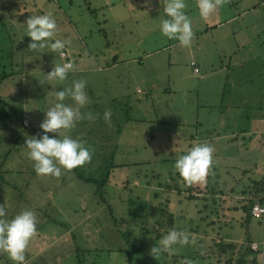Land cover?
I'll return each mask as SVG.
<instances>
[{
    "label": "rangeland",
    "instance_id": "rangeland-1",
    "mask_svg": "<svg viewBox=\"0 0 264 264\" xmlns=\"http://www.w3.org/2000/svg\"><path fill=\"white\" fill-rule=\"evenodd\" d=\"M66 1L0 0V52L11 50L6 57L0 53V73L12 75L3 82L1 95L29 126L22 128L16 117L0 124V162L10 150L3 165L7 183H0L5 209L0 219L34 212L36 232L24 264H128L129 256L130 264H162L159 255L134 249L141 243L158 244L172 228L184 232L189 242L173 245L171 256L193 257L199 246L204 254L218 232L237 242L247 237L255 241L264 264V215L245 225L239 210L227 225L205 222L204 213L195 212L193 220L198 200L186 197L193 187L218 188L233 192L230 202L239 206L243 170H250L248 177L255 180L264 176V0H221L208 19L194 9L196 0H184L193 32L187 47L161 35L158 20L149 25L155 28L146 26L149 13L139 12L137 19L119 12L127 4L137 8L140 0H73L68 9L74 13L64 15ZM218 12L220 19L214 18ZM40 14L56 21L53 39L64 40L63 49L28 48L31 38L24 23ZM118 15L126 20L122 25ZM229 15L236 18L223 20ZM155 50L141 63L130 62ZM63 51L76 67L81 64L78 54L83 59L94 55L103 66L116 58L121 65L95 72L90 60L82 75L71 71L62 82L44 81L54 64L65 63ZM80 79L89 97L80 111L91 119L58 130V137L67 135L89 148L90 160L77 169L87 178L107 179L103 200L95 184L62 167L57 177L37 176L25 147L27 138L43 134L39 125L44 111L57 102L54 92ZM64 103L72 101L65 97ZM202 143L213 148L210 166L202 181L187 183L174 162ZM193 226L210 236L193 234ZM144 230L146 238L141 236ZM122 234L129 235L127 240ZM0 264L13 262L0 252Z\"/></svg>",
    "mask_w": 264,
    "mask_h": 264
},
{
    "label": "clouds",
    "instance_id": "clouds-1",
    "mask_svg": "<svg viewBox=\"0 0 264 264\" xmlns=\"http://www.w3.org/2000/svg\"><path fill=\"white\" fill-rule=\"evenodd\" d=\"M220 2L221 0H196L200 17L208 19ZM185 7L184 0H165L163 14L166 18H162L159 24L161 35L177 40L183 47L190 45L193 36L191 22L184 11ZM24 24L27 36L31 38L28 44L30 50L44 48L46 45L53 51L65 47L64 40L53 39L57 25L49 14L31 15ZM73 68L71 62L54 64L44 81L62 82ZM54 96L57 102L44 111L45 118L39 125L43 134L38 139L31 137L25 140L27 156L34 162L33 167L37 176L57 177L61 173V167L71 170L91 158L90 150L84 146L83 141L67 135L58 138V130L70 129L82 118L91 119L90 113L82 116L80 111V108L89 102L85 81L74 80L71 87L56 90ZM65 97L72 101L71 105L64 103ZM109 117L110 112L106 110L105 121ZM47 133L55 135L49 136ZM212 153L213 148L209 144H193L186 154L175 160L174 168L187 183L202 181L210 166ZM4 216V206L0 205V218ZM35 232L36 217L31 210L22 211L9 220L0 219V252L5 253L13 264H24L26 248ZM188 242L189 238L184 232L172 228L161 235L158 244L155 243L150 252L155 257L161 252L175 251L173 245H184ZM186 264L191 262L187 261Z\"/></svg>",
    "mask_w": 264,
    "mask_h": 264
},
{
    "label": "trees",
    "instance_id": "trees-1",
    "mask_svg": "<svg viewBox=\"0 0 264 264\" xmlns=\"http://www.w3.org/2000/svg\"><path fill=\"white\" fill-rule=\"evenodd\" d=\"M11 50L0 52L5 57L7 56V53H10ZM66 53V51H63ZM61 57V54H60ZM62 58V57H61ZM65 60V62H71L69 60V56L66 53V58H62ZM11 74H6L5 72L0 73V124L8 123L13 117L17 116V112L14 110L13 107L9 106L7 104L6 99L1 95V86L3 82L10 77ZM12 76V75H11ZM6 92V90L4 91ZM20 120L22 128H28L29 126H25V118L21 115L19 117H16ZM53 136V135H50ZM2 136H0V145L3 143ZM16 141V138L14 139ZM18 143V142H17ZM10 153V150H8L4 154L3 161L0 162V183H7L5 180L4 174L7 173V171L3 170V165L5 164V161L7 160V157ZM4 162V163H3ZM33 169V168H32ZM71 173H73L76 178L80 179L81 181H84L86 183H92L95 184L97 190L96 192L101 194V199H104V189L106 187L105 183H107V179L105 180H96L87 178L83 175L82 171L74 168L70 170ZM252 173L250 170L245 169L243 170V176L240 178L239 183L241 182L243 184V188L240 193L242 195L243 199L241 198L238 205H232L229 198H232V193L230 195L225 193L224 190H220L218 188H212V189H206L205 191L198 189L197 187L190 188L188 195L189 200L196 201L198 200V204H195V208L193 209V220L195 219L194 215L196 214H203L202 220H205V222L208 219H214V223L216 225H227L229 222L234 220L232 212L235 211H241V218H242V225H245L248 223L251 219L256 218L252 215L251 211L252 208L255 205H260L262 208H264V176L261 177L260 180H255L252 177H248L249 174ZM251 175V174H250ZM248 177V178H247ZM246 179V183H244L242 180ZM233 191V190H232ZM242 203V204H241ZM264 213L261 215L263 216ZM260 216V217H261ZM171 221V220H170ZM220 226H217V231ZM165 227V224H160V228ZM190 232H193L195 235H205L206 237H209V231L206 230L205 232H202L200 228L194 227L193 230H190ZM125 240L129 237L128 234H122ZM141 236L144 238L147 237V230H144L141 233ZM204 236V237H205ZM160 237V236H159ZM155 238H158L157 236ZM159 240V238L157 239ZM210 244L208 245V250L201 254L203 251V247L199 246L198 252H195L193 254V257H189V255H178L173 254L172 256L168 252H161L159 253L158 260L162 262V264H186L187 261H190L192 264H200L203 261H209L211 260V263L209 264H260L259 259V251L260 247L258 246L257 250L252 249V244L255 243V241L251 240L249 237H247L243 242H237L232 239L230 234H227L225 236H222L220 233H216L211 240L209 241ZM142 244V245H141ZM139 244L140 247H137L134 249L136 253H146L147 251H150L151 248L155 245L154 243H141ZM131 253V252H128ZM131 263V256L128 258V264Z\"/></svg>",
    "mask_w": 264,
    "mask_h": 264
},
{
    "label": "crops",
    "instance_id": "crops-1",
    "mask_svg": "<svg viewBox=\"0 0 264 264\" xmlns=\"http://www.w3.org/2000/svg\"><path fill=\"white\" fill-rule=\"evenodd\" d=\"M92 2H94V0H91ZM137 1H139V0H137ZM125 2V1H124ZM192 2H193V0H192ZM263 2V1H262ZM72 3H73V0H67L66 2H65V4H64V6H63V8H64V15H66V12L67 13H74V10L73 9H68V7L69 6H71L72 5ZM164 3H165V0H140L139 1V3L138 4H140L137 8H135V7H133V6H131V5H129V4H127V5H125L124 6V8L122 9V10H120L119 12H121V14H123V15H127V17L128 16H131V17H133V15H135V18H137V19H139L138 17H139V12L140 13H145V14H147V13H149V15H148V18L146 19V26H149V25H151L152 23H153V21H155V20H158L157 22L158 23H160V20L162 19V18H166V17H164V14H163V5H164ZM152 4V5H151ZM194 4H195V6H193L194 7V9L196 10L197 9V7H196V1L194 2ZM149 5H151V7H149ZM153 5H156V6H153ZM153 6V7H152ZM260 5H259V2L256 4V6H254V8H257V7H259ZM162 7V8H161ZM63 8H62V10H63ZM101 9H102V7H101ZM147 9V10H146ZM193 9V8H192ZM102 10H106V9H102ZM135 11V12H134ZM197 11H198V9H197ZM133 14V15H132ZM186 15H188V13H185ZM50 15V14H49ZM104 15H106V14H104ZM120 17H122V16H117V20L119 21V22H121L120 23V25H122L123 23H124V21H126V20H122V18H120ZM130 17V18H131ZM214 18H216V19H220L219 18V12L217 13V14H214ZM236 18V15H233L232 17H231V15H229L228 17H226L225 19H223V20H226V21H229V20H233V19H235ZM23 19H20V18H18V21H22ZM106 21V20H105ZM224 22V21H223ZM222 21L219 23V24H221V23H223ZM157 27L159 28V25L157 24ZM147 28V27H146ZM149 28H155L154 26L152 27V26H149ZM124 49H126V50H129V48H124ZM158 50H155V51H151V52H149V53H145V54H142V56L140 57V55L138 56V57H133L132 59H130V62L131 61H133L134 63H141L145 58H148L149 56H151L152 54H154L155 52H157ZM136 55V54H135ZM78 56H79V60H80V65L79 66H77L76 67V65H75V63L72 61V65L74 66V68H73V73H74V75H76V74H79V75H82L85 71H83V70H85V69H83V68H85V67H90L91 65L89 64L90 62V60L92 61V63H94V65H93V68H94V70H95V72H97V70H98V72H102L103 70H105V69H113V68H118L120 65H121V63H118V61L116 60V58L113 60V62H111V64L110 65H105L104 64V66H103V62L100 64V62H97L98 61V59H96V57L94 56V55H91L89 58H85L86 59V61H85V59H83L82 57H81V55L80 54H78ZM71 57V56H70ZM70 57H69V60H70ZM192 62H194L193 61V59L191 60V63ZM190 63V64H191ZM107 64V63H106ZM197 65V64H196ZM95 67H96V69H95ZM193 67V66H192ZM194 69V68H193ZM89 70V74H91L92 76L91 77H93V72L92 73H90V71L91 70H93V69H88ZM200 73V72H199ZM198 73V74H199ZM69 74L71 75V71L69 72ZM96 74V73H95ZM98 74V73H97ZM95 77V76H94ZM94 79V78H93ZM94 82H95V80H93ZM140 80L138 79L137 80V82H139ZM142 81V80H141ZM59 138V137H58Z\"/></svg>",
    "mask_w": 264,
    "mask_h": 264
},
{
    "label": "built area",
    "instance_id": "built-area-1",
    "mask_svg": "<svg viewBox=\"0 0 264 264\" xmlns=\"http://www.w3.org/2000/svg\"><path fill=\"white\" fill-rule=\"evenodd\" d=\"M61 57L62 58H66V53L62 52L61 53ZM191 66L194 67V72L195 73H199V68L196 66V64L194 62L191 63ZM253 211H251L252 215L255 217H260L263 213H264V208H262L260 205H255L252 208ZM252 249L257 250L258 249V245L256 243L252 244Z\"/></svg>",
    "mask_w": 264,
    "mask_h": 264
}]
</instances>
